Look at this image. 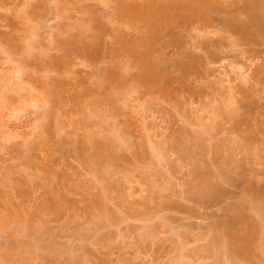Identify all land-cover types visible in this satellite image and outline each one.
Listing matches in <instances>:
<instances>
[{
	"label": "rangeland",
	"instance_id": "rangeland-1",
	"mask_svg": "<svg viewBox=\"0 0 264 264\" xmlns=\"http://www.w3.org/2000/svg\"><path fill=\"white\" fill-rule=\"evenodd\" d=\"M173 2L0 0V264H264V13Z\"/></svg>",
	"mask_w": 264,
	"mask_h": 264
},
{
	"label": "bare ground",
	"instance_id": "bare-ground-1",
	"mask_svg": "<svg viewBox=\"0 0 264 264\" xmlns=\"http://www.w3.org/2000/svg\"><path fill=\"white\" fill-rule=\"evenodd\" d=\"M174 2L173 3H167V4H165L164 6H163V9H164V12H169V11H172V10H175V9H177V10H183V9H186V7L187 8H189V9H191V8H193L192 6H190L189 4H187V3H193V2H195L196 0H173ZM209 1V0H208ZM251 1V2H250ZM203 2H204V0H203ZM249 2H250V5H249V7H250V10H251V13L253 14V15H255L256 14V12H258V13H264V0H249ZM206 3H209V2H205L204 4L205 5H207V7H209V4H206ZM195 5H196V2H195ZM194 5V6H195ZM203 4L201 3L200 4V6H202ZM204 5V6H205ZM199 6V5H198ZM196 7V6H195ZM199 8H201V7H199ZM204 8H206V6L204 7ZM196 9V8H195ZM202 9V8H201ZM200 9V10H201ZM186 10H188V9H186ZM200 10H198V11H200ZM183 11H185V10H183ZM182 11V12H183ZM196 12V11H195ZM203 12V11H202ZM121 17H123V15H120ZM261 16V15H260ZM254 18H255V16H254ZM262 20H264V19H262L261 18V20L259 19V24H258V28L259 29H261L260 31H262V28L264 29V21H262ZM257 25V24H256ZM258 28H257V31H258ZM261 35H263V33L261 32V34L259 35L260 37H262ZM262 39H264V38H262ZM242 73V72H241ZM261 247H260V250H262V251H264V242L262 243V245H260ZM239 250L238 249H233L231 252L232 253H235V254H240L241 252H238Z\"/></svg>",
	"mask_w": 264,
	"mask_h": 264
}]
</instances>
